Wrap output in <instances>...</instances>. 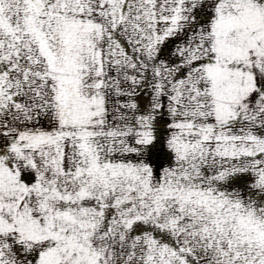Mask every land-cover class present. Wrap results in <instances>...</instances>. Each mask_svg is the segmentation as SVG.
Returning a JSON list of instances; mask_svg holds the SVG:
<instances>
[{
	"label": "snow or ice",
	"instance_id": "snow-or-ice-1",
	"mask_svg": "<svg viewBox=\"0 0 264 264\" xmlns=\"http://www.w3.org/2000/svg\"><path fill=\"white\" fill-rule=\"evenodd\" d=\"M0 264H264V0H0Z\"/></svg>",
	"mask_w": 264,
	"mask_h": 264
}]
</instances>
